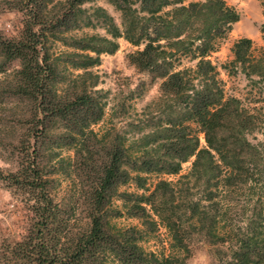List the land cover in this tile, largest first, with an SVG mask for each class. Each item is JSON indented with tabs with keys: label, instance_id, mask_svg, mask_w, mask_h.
<instances>
[{
	"label": "trees",
	"instance_id": "obj_1",
	"mask_svg": "<svg viewBox=\"0 0 264 264\" xmlns=\"http://www.w3.org/2000/svg\"><path fill=\"white\" fill-rule=\"evenodd\" d=\"M2 1L21 14L16 36L0 34V61L18 62L6 85L30 103L23 116L30 124L12 143L14 169L0 168L27 217L19 238L2 240L0 264H175L188 256L190 233L212 247L213 264H264V44L238 36L219 65L228 76L240 73L256 96L226 93L206 57L237 10L224 0H107L119 26L103 6L86 4L91 0ZM97 24L106 35L83 30ZM259 31L264 40V22ZM118 36L142 43L129 62L160 78L146 105L159 118L128 139L115 128L90 127L104 105L90 67L117 48ZM181 57L194 62L181 65ZM45 120L62 124L55 145L70 146L72 156L42 162L37 138ZM57 171L73 182L78 222L72 206L54 197ZM148 173L177 176L157 177L148 188ZM123 184L133 189H119ZM120 216L140 225L111 221ZM158 223L169 236L167 254L140 244Z\"/></svg>",
	"mask_w": 264,
	"mask_h": 264
},
{
	"label": "rangeland",
	"instance_id": "obj_2",
	"mask_svg": "<svg viewBox=\"0 0 264 264\" xmlns=\"http://www.w3.org/2000/svg\"><path fill=\"white\" fill-rule=\"evenodd\" d=\"M190 0H184L186 3ZM233 6L238 14V19L232 23L230 30L219 40L216 50L210 52L206 57L216 65L219 75L223 79L226 93L238 96H253L256 89L248 90L245 79L240 73L235 76H228L220 68V63L230 58V45L238 36H248L254 46L264 44V40L259 31V24L264 22V15L259 0H224ZM99 4L113 17L114 22L119 25L120 14L107 0H91L86 4ZM85 4V5H86ZM6 4L0 0V34L4 36H16L21 29V14L16 9H8ZM120 26V25H119ZM88 33L96 32L106 35L105 30L98 24L92 27H84ZM80 32V31H78ZM117 48L111 53L102 52L99 54V63L90 67L92 72L97 74V79L93 88L97 89L99 99L103 102V113L100 119L91 124L93 130L108 128L113 131L115 128L127 139L138 134L139 130L148 129L154 125V121L159 118L153 106L146 108V105L157 95V86L160 78H154L150 74L139 71L128 60L129 52L142 46V43L134 45L122 36L116 38ZM61 45L55 42L53 49L57 50ZM194 60L181 57V65H192ZM3 70L0 71V168L2 171L14 169L15 162L13 155L15 149L13 142L24 138L25 127L28 123L23 116L30 110V103L24 98H19L12 94L6 82H10V72L17 66L16 59L10 61H0ZM73 72H76L74 70ZM259 102H254L258 104ZM252 104V102H251ZM151 110V111H150ZM45 133L37 138V146L42 162L54 163L57 156L64 158L72 156L70 146L55 145L57 131L62 124L54 121H44ZM39 128V127H38ZM259 136V135H258ZM199 143L203 144L202 133L198 132ZM42 143V146L40 145ZM56 154L53 156L52 153ZM56 156V157H55ZM51 158V159H50ZM189 157L181 163L178 173L185 172L190 165ZM57 176L54 181L53 194L55 199H62L66 205L72 206L71 218L80 219L79 208L75 205L76 193L73 182L64 173L53 174ZM177 174L148 173L146 185L151 187L157 177L174 180ZM133 189L132 185L123 184L119 189ZM75 193V194H74ZM19 195L13 193L9 187L0 180V248L4 246L2 240H12L20 237L26 225V211L20 204ZM111 221L118 225L128 224L140 225L135 217L120 216L112 218ZM169 236L161 223H158L155 230L143 232L140 244L146 250H151L157 255L170 252L168 245ZM189 253L187 257L177 258L175 264H213L212 247L201 237L194 233L188 236Z\"/></svg>",
	"mask_w": 264,
	"mask_h": 264
}]
</instances>
